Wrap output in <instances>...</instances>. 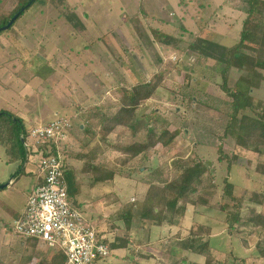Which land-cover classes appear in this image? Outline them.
Here are the masks:
<instances>
[{"label":"rangeland","instance_id":"obj_1","mask_svg":"<svg viewBox=\"0 0 264 264\" xmlns=\"http://www.w3.org/2000/svg\"><path fill=\"white\" fill-rule=\"evenodd\" d=\"M21 1L24 0H0V23ZM261 2L264 4V0ZM244 5L243 0H36L12 27L0 31V77L7 68L13 70L14 64L18 65L17 60L7 59L1 43L2 37L16 29L28 30L36 26L35 36L47 37L58 47L56 60L51 62L56 73L50 74L46 65L41 66L47 61L45 58L35 57L30 65L17 66L33 91L27 92L29 95L23 100L16 98L19 101L16 108L41 124L56 116L70 117L75 129L84 133L78 136V142L68 153L69 163L75 165L68 164L67 167L75 178L71 192H76L78 184L84 191L92 187V182L110 185L96 198L102 201L101 209L92 205L85 211L104 228L109 241L123 248L120 254L115 253L116 264L203 263V256L182 249L181 244L182 238L190 231H197L201 225L211 227V244L215 246L219 261L264 264V257L256 247L257 235L247 230L238 233L236 228H230L226 214L220 210L221 205L231 203L224 195L226 181L234 184V194L244 198V206L251 204L249 198L252 195L264 190V146L261 148L263 154L259 156L238 147L235 140L225 134L230 98L221 88L223 63L216 60L217 57L213 58L219 57L223 49L212 47V58L200 50V45L207 46L201 39L223 47L238 41L246 17ZM151 28L166 30L168 33H165L174 39L170 44L158 42ZM192 42L197 43L195 49L189 47ZM93 57L96 62H101V66L91 65ZM83 58L88 59V66L81 68L77 64ZM113 58L120 61L113 64ZM161 61L163 67L160 69ZM27 67L34 73H26ZM100 68L104 74L111 75L112 81L115 80L105 82L103 90L97 85L99 81H95V71ZM37 72L47 82H41L47 88L44 92L38 88L40 82L33 80ZM155 73L164 76L156 94L129 115L128 127L115 126L114 131L106 135L104 126L113 121L112 117L120 109L119 96L112 90L149 80ZM245 73L242 69L232 68L228 85L234 90L242 88L246 91L249 86L240 80ZM83 74L87 76L83 77ZM10 85L13 89L20 86L14 81ZM77 86L83 87L84 91ZM1 91H4L2 86ZM10 93L14 91L10 90ZM249 93L256 103L264 101V81L260 87L249 89ZM92 94L101 95L92 101ZM82 108H88V112L79 119L75 113ZM82 122L86 125L83 131L80 129ZM14 126L7 116L0 117V181L4 184L15 180L8 187L0 188L2 227L12 221L10 211L21 208L36 179L33 174H19L26 164L27 148L19 140L18 129ZM25 126L29 128L30 122ZM165 127L180 131L170 147L159 144L146 154L128 158L123 148L132 141L145 139L149 132L159 134ZM26 140L30 141L28 134ZM197 160L209 165L212 184L198 185L199 189L192 197L197 199L204 193L210 199L209 206L188 205L176 224L152 226L147 228L150 232L142 235L140 232L139 236L138 226L129 230L125 227L117 215L127 204L144 198L151 173L162 168L163 179L170 180L177 172L176 164L182 166L178 161H186L187 165ZM259 161L262 165L258 170ZM94 167L116 174L112 179L96 180ZM97 173L100 175L101 171ZM213 185L215 190L211 189ZM92 196L89 194L86 198L94 200ZM257 207L264 213V204ZM85 211L83 213L89 219ZM245 211L244 207L243 213ZM2 227L0 264H28L27 258L34 253L21 245V238L11 227ZM149 237L151 243H141ZM10 239L14 241L11 243ZM130 243V249L126 251L125 246ZM37 252L35 263L49 264L57 251L39 241ZM61 260L58 257L59 263Z\"/></svg>","mask_w":264,"mask_h":264},{"label":"trees","instance_id":"obj_2","mask_svg":"<svg viewBox=\"0 0 264 264\" xmlns=\"http://www.w3.org/2000/svg\"><path fill=\"white\" fill-rule=\"evenodd\" d=\"M29 1H21L11 15L4 18L0 27L6 25L14 14L27 5ZM243 1L246 17L238 41L230 47H223L212 41L199 39L207 44L205 47L200 45V50L201 53H205L206 57L212 58V47L223 49L219 57L213 56V58L217 57L215 59L223 63L221 88L230 98V114L225 126V134L231 136L238 147L261 156L263 154L261 148L264 146V101L256 103L254 97L249 93V89L260 87L264 81V4L261 0ZM16 21L17 19L11 27ZM152 32L156 40L163 44H170L171 40L174 39L171 35L155 29ZM196 44V42H192L189 47L194 48L195 46L196 48ZM162 64L163 61L159 63L160 69L163 67ZM232 68L246 71L240 80L249 86L248 91L242 88L234 90L228 85L229 72ZM163 81L164 76L161 73H155L149 80H143L131 86L121 85L118 89L112 90L119 96L120 109L112 117V123L104 126V130H106L104 133L107 135L118 126L128 127L129 115L142 102L152 98ZM2 116H7L10 122L15 125L14 127L18 129L19 140L26 142L29 128L25 126L24 121L7 110L0 112V117ZM179 133V130L170 131L165 127L159 134L149 132L145 139L132 141L123 150L129 159H133L141 154H146L159 144L163 147H170ZM133 134L135 135L136 131ZM104 140L106 139L104 138ZM25 153L27 154V150ZM96 154L95 152L94 156ZM177 163L182 166L176 164L177 172L173 179H163L164 171L162 168L151 173L152 178L144 198L127 204L124 209L119 211L117 216L124 221L128 230L135 225L141 229H151L152 226L163 224L174 225L179 217L184 216L188 205H210V199L204 193H201L197 199L192 197L194 192L199 189L198 185L202 183L212 184L209 165L202 160L192 161L187 165L186 161H178ZM261 165L262 163L259 161L257 163L258 170ZM94 168L96 180L112 179L116 174L114 171L104 170L105 168ZM98 170L101 171L100 175L97 173ZM65 178L70 196L71 194L74 195L75 192H71V190L74 187L75 178L71 170L67 168V163ZM211 189L215 190V186L213 185ZM224 195L231 199V203L223 204L220 207V210L226 214V222L229 227L236 228L238 233L247 230L251 234H256L258 237L256 247L260 251V255L264 257V213L257 207L264 204V190L252 195L249 198L251 204L247 206H244V198L234 194V184L230 181H226ZM244 207L247 210L245 213H243ZM211 235V227L201 225L197 231H190L187 236L182 238V249L205 258L203 263L194 262L193 264H225V261L221 262L215 256V246L211 244ZM125 236L127 237V235ZM109 245L112 249L116 243L110 242ZM56 251L51 256V264H65V255L61 251ZM58 257L62 258L60 263Z\"/></svg>","mask_w":264,"mask_h":264},{"label":"built area","instance_id":"obj_3","mask_svg":"<svg viewBox=\"0 0 264 264\" xmlns=\"http://www.w3.org/2000/svg\"><path fill=\"white\" fill-rule=\"evenodd\" d=\"M72 126L71 118L56 116L29 127L26 150L38 167L41 183L31 191L23 212L9 227L23 239H36L61 251L65 264H112L109 243L68 192L65 170Z\"/></svg>","mask_w":264,"mask_h":264},{"label":"crops","instance_id":"obj_4","mask_svg":"<svg viewBox=\"0 0 264 264\" xmlns=\"http://www.w3.org/2000/svg\"><path fill=\"white\" fill-rule=\"evenodd\" d=\"M153 29L164 32V33L167 32L166 30H160L159 28H151V30H153ZM35 31H36V26L31 27L28 30L16 29L15 31H13L9 35H7L6 37L1 38V43L3 44V50H4L5 56L8 57L7 58L8 60H13V59L17 60L18 65L14 64L13 70L7 68V70H5V73L0 77V87L1 86L4 87V91L0 92V112L3 110H7L13 114H16L19 118H21L24 121L25 124L27 122H30V127L33 125L41 124V122L37 123L31 117L22 114L21 113L22 110H20V109L17 110V108H18L17 106L19 104V101H17L16 98H20L21 100H23V98H26L29 95V93H31L33 91V87L30 84V82L26 81V83H25V80H26V78H24L25 75L22 73L21 68H20V71H18L19 69L17 68V66L20 67L21 64L24 66L30 65L29 64L30 61H32L33 58H35V57H38V59L45 58L47 61H43V63H41V66L46 65L47 70H49L48 72L50 74L52 72H54V73L57 72V70H55V68L51 66V62L56 60L55 51H56V49H58V47L51 44L52 41L50 39H48L47 37L41 38L40 36H35V34H36ZM131 33H130V36H132V39H133V35H132L133 33L132 34ZM100 38L103 39V37H100ZM41 50H44V52L40 53ZM92 59L93 60H90L91 65H100L101 66V64H100L101 62H96L95 61L96 59H94V57ZM100 59H103V58H99V60ZM80 61H81V63H78L77 66H79L81 68H83L84 65L88 66V59H84V60L79 59V62ZM119 61L120 60L116 61L115 58H113V60H112L113 64L114 63L117 64V62H119ZM13 62H14V60H13ZM101 68H100V71H99V69H96L97 71H95V81L96 80L99 81L97 83V85L99 86V88H101L103 90L105 88V86H104L105 82H115V80L112 81L111 75L109 73L104 74V72L102 71ZM25 72L26 73H32V74L34 73L33 70L30 69V67H27ZM86 76H87V74L86 75L83 74V77H86ZM66 77L69 79L68 75ZM108 77H109V79L107 80ZM33 80H37V82H40L38 84V88L42 92H44L47 89V88H45V86L41 85V82L42 81L46 82V80L43 76L40 75L39 72H37L35 74V78ZM13 81H14V83H17L20 86L17 85L18 87L13 89V87H11V85H10L11 82H13ZM46 84H47V82H46ZM76 88L77 89L79 88L81 90L84 89L81 86H77ZM10 90L14 91V93L13 94L10 93ZM27 92H29V93H27ZM42 92H40V93H42ZM85 94H87V93L85 92ZM101 94H102V92H101ZM16 96H18V97H16ZM99 96H97L96 94H92L90 96V98L92 99V101H94L95 98L99 97ZM102 97H104V96L102 95ZM84 112H88V108H86V109L82 108L80 110L77 109L75 114H76V116L79 117V119H82L81 117L84 116V114H83ZM75 126L73 124V126L70 130L69 140H68L70 149L68 151L73 149L75 144L78 142V140H77L78 136H80V134L84 135L83 132L79 133L75 129ZM85 126H86L85 123L82 122L80 124V129L83 131L85 129ZM23 143L25 145L26 142H23ZM25 147H26V145H25ZM69 161L70 160H69L68 154H67V160H66L67 167H68V164H70L71 167H75L74 163H72V162L69 163ZM21 173L22 174H33V175H35L36 179L34 181L33 186L30 188L29 192L27 193L26 199L23 202L21 208L19 210L14 208L10 211V213H11L10 218H12V221L5 223V225H7V226L12 224L14 222V220L20 216V214L23 212V210L26 206L29 194L31 193V191L34 189L35 186H37L38 184L41 183V177H40L39 172H38V167L35 163L31 162L29 160V158H27L26 164L24 165V167L22 168V170L19 174H21ZM10 181H11V183L9 185H11L12 181H15V180H10ZM0 184H1V181H0ZM107 188H110V185L104 184L102 182H92V187H90L88 189V191H84L81 188L79 189V184H78V186H76L75 194L74 195L71 194V197L76 195L75 198L72 197L73 203L79 209H81L83 212L85 210H89V208H91L92 205L93 206L96 205V207L99 208V205H101L102 201H101V199L99 200L96 198H97L98 194L103 193L104 190H106ZM89 194H93L92 197L94 200H89L88 198H86V195H89ZM99 209H101V208H99ZM85 213H88V212L85 211ZM88 215L90 216V218H89L90 220L88 218L87 219L93 225H95L99 235L104 237L105 241H107L108 243L112 242V241H109L107 233L103 230L104 228H101L100 226H98V223L96 222V220H94V217L91 216V214L88 213ZM118 226H121V225H118ZM153 227L156 228L155 226H153ZM133 228H136V225L134 227H132V229ZM124 229L126 230V228H124ZM140 229L141 228L137 229V235L138 236L140 235V232H141V235H142V233L150 232L147 230V228H143L141 230ZM19 238H21V237L19 236ZM132 238H134V237H132ZM132 238L130 237L131 240H132ZM16 240H18V239H16ZM20 240H21V245L23 247H26L27 249H29L30 251H32L34 253L32 256H30V258H27L28 264H37V263H35V261L38 257L37 256V253H38L37 250L39 249V241L36 239H25L26 240L25 241V240H23V238H21ZM134 240H135V238H134ZM134 240L131 242L134 243ZM13 241H14V239H10L11 243ZM142 242H144V243H142ZM151 242H152L151 237L147 238L146 240L141 241L142 244L151 243ZM130 246H131V243L128 244V246H125L126 251L127 250L129 251ZM122 250H123V248L118 247L117 245L112 249L111 252H112L113 256L110 259L112 264H116L115 256L120 254V252ZM115 253H116V255H115ZM146 256L147 255H145V257ZM127 257H129V256H127ZM124 259H127V258L125 257ZM149 259H151V258H149ZM44 262L48 263L47 260H45ZM49 264H51V262H49Z\"/></svg>","mask_w":264,"mask_h":264},{"label":"water","instance_id":"obj_5","mask_svg":"<svg viewBox=\"0 0 264 264\" xmlns=\"http://www.w3.org/2000/svg\"><path fill=\"white\" fill-rule=\"evenodd\" d=\"M34 1H35V0H30V1L28 2L27 5L23 6L18 12H16V13L14 14V16L10 19V21H9L6 25L0 27V31L6 30V29H8L9 27H11V25L14 23V21H15L16 19H18V17L20 16V14H21V13H22V12L28 7V6H30ZM27 158H28V155L26 154L25 162L27 161ZM10 183H11V181H8L7 183L1 184V185H0V188H5V187L9 186Z\"/></svg>","mask_w":264,"mask_h":264}]
</instances>
